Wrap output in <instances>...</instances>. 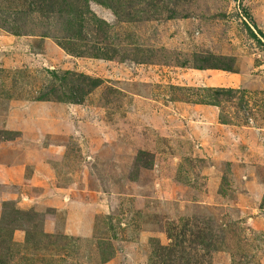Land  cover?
<instances>
[{
    "label": "rangeland",
    "instance_id": "1",
    "mask_svg": "<svg viewBox=\"0 0 264 264\" xmlns=\"http://www.w3.org/2000/svg\"><path fill=\"white\" fill-rule=\"evenodd\" d=\"M241 8L264 33V0H0V264H264Z\"/></svg>",
    "mask_w": 264,
    "mask_h": 264
},
{
    "label": "trees",
    "instance_id": "2",
    "mask_svg": "<svg viewBox=\"0 0 264 264\" xmlns=\"http://www.w3.org/2000/svg\"><path fill=\"white\" fill-rule=\"evenodd\" d=\"M241 13L244 19H247L248 21H245L243 24L246 28V31L248 33V35L254 39L258 44H262L264 45V33H262L260 30H256L254 33L253 28H255V25L252 21L251 16L249 15V13L247 12L246 9L241 8ZM92 84H94V82H92Z\"/></svg>",
    "mask_w": 264,
    "mask_h": 264
},
{
    "label": "crops",
    "instance_id": "3",
    "mask_svg": "<svg viewBox=\"0 0 264 264\" xmlns=\"http://www.w3.org/2000/svg\"><path fill=\"white\" fill-rule=\"evenodd\" d=\"M14 170H17V168L16 169L14 168Z\"/></svg>",
    "mask_w": 264,
    "mask_h": 264
}]
</instances>
